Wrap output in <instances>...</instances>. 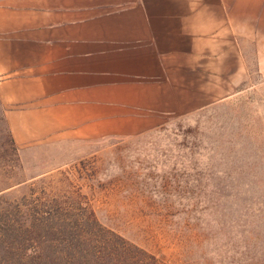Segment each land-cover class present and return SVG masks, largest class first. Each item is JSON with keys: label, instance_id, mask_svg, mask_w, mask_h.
I'll return each mask as SVG.
<instances>
[{"label": "rangeland", "instance_id": "374dc122", "mask_svg": "<svg viewBox=\"0 0 264 264\" xmlns=\"http://www.w3.org/2000/svg\"><path fill=\"white\" fill-rule=\"evenodd\" d=\"M246 51L247 76L132 137L19 149L0 101V264H264V66Z\"/></svg>", "mask_w": 264, "mask_h": 264}, {"label": "crops", "instance_id": "0c3cea01", "mask_svg": "<svg viewBox=\"0 0 264 264\" xmlns=\"http://www.w3.org/2000/svg\"><path fill=\"white\" fill-rule=\"evenodd\" d=\"M248 49L264 66V0H0L5 123L19 149L136 136L247 76Z\"/></svg>", "mask_w": 264, "mask_h": 264}, {"label": "trees", "instance_id": "16d2710c", "mask_svg": "<svg viewBox=\"0 0 264 264\" xmlns=\"http://www.w3.org/2000/svg\"><path fill=\"white\" fill-rule=\"evenodd\" d=\"M13 144H14V142H13ZM15 145V144H14ZM94 225L96 226V227H100L99 226V224H97V221H95L94 220ZM137 249V248H136ZM140 253H143V254H145V252H143L142 250H140V249H137ZM151 259H152V261H153V264H160L157 260H156V258L155 257H151Z\"/></svg>", "mask_w": 264, "mask_h": 264}]
</instances>
